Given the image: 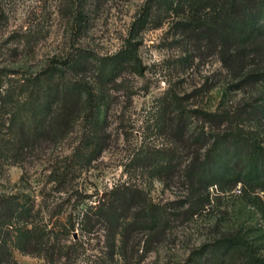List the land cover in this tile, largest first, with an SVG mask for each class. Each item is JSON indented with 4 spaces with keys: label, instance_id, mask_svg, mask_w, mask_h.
<instances>
[{
    "label": "trees",
    "instance_id": "trees-1",
    "mask_svg": "<svg viewBox=\"0 0 264 264\" xmlns=\"http://www.w3.org/2000/svg\"><path fill=\"white\" fill-rule=\"evenodd\" d=\"M80 16L83 13L77 12V19ZM164 24L193 45L195 58L216 55L236 82L232 88L245 90L264 83V0H146L127 40L113 56L94 58L78 52L51 60L38 72L0 67V165H20L48 146L74 139L71 157L52 171L55 185L62 187L75 175L77 165L83 169L100 159L110 142L107 86L119 91L124 86L123 74L143 75L138 39ZM31 35L30 31L13 37L29 47L34 42ZM190 52L186 60L191 62ZM92 71L95 81L90 82L86 74ZM256 108L250 115L256 116ZM162 113L163 128L171 130L176 148L147 149L136 155V163L167 176L179 167L175 175L183 179L195 202L204 201L209 188L224 180L264 188V144L234 125L243 118L242 111L203 113L202 120L210 124L208 132L193 124L198 112L189 109L183 97L170 96ZM133 187L119 185L104 201L87 205L83 212L88 232L97 228L105 232L106 254L111 258H98L92 264H113L116 255L125 257L137 233L146 234L150 242L164 234L168 223L162 209ZM35 217L30 198L0 194V264H13L15 250L39 255L49 264L75 261L83 248L68 242L75 226L67 222L55 231ZM211 245L183 264H264L243 236H225Z\"/></svg>",
    "mask_w": 264,
    "mask_h": 264
},
{
    "label": "rangeland",
    "instance_id": "rangeland-1",
    "mask_svg": "<svg viewBox=\"0 0 264 264\" xmlns=\"http://www.w3.org/2000/svg\"><path fill=\"white\" fill-rule=\"evenodd\" d=\"M145 1L0 0V67L38 72L51 60L78 52L94 58L113 56L127 40ZM77 12L83 17L77 19ZM30 31L34 42L29 47L13 37ZM138 41L143 75L126 72L121 90L115 91L112 85L106 89L111 98L107 123L110 142L102 157L83 169L75 164V175L60 187L55 185L52 171L71 157L74 139L48 146L20 165H0V194L18 193L30 198L35 220L48 229L58 231L67 222L75 226L68 242L82 245L79 257L56 264L111 260L106 254L105 232L101 228L88 232L82 215L87 205L104 201L123 184L134 185L150 203L158 205L168 225L164 234L151 242L146 234L137 233L125 257L116 255L113 264H183L231 235L243 236L258 257L264 258V188L224 180L209 188L204 201L195 202L183 179L175 175L179 167L175 174L170 173L174 176H167L134 161L147 149L176 148L171 130L163 128L161 118L165 101L174 95L183 97L184 104L198 112L192 122L199 131H210V124L201 118L203 113L240 110L243 118L234 125L253 133L264 144V83L245 90L232 88L236 82L218 57L195 58L193 45L168 24L145 32ZM190 49L191 62L186 60ZM86 76L95 81L93 71ZM253 107H257L256 116L250 115ZM230 160L233 163L234 159ZM193 202L195 208L191 209ZM13 259V264H49L39 255L19 250L13 251Z\"/></svg>",
    "mask_w": 264,
    "mask_h": 264
}]
</instances>
